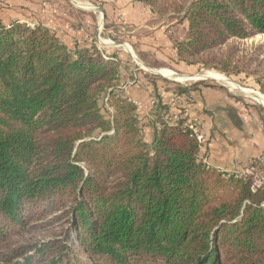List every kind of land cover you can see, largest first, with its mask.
<instances>
[{
    "label": "trees",
    "instance_id": "16d2710c",
    "mask_svg": "<svg viewBox=\"0 0 264 264\" xmlns=\"http://www.w3.org/2000/svg\"><path fill=\"white\" fill-rule=\"evenodd\" d=\"M134 1L186 23L176 63L251 75L264 94L263 48L236 44L264 36V0ZM121 67L94 42L0 22V264H264V166L259 186L209 166L155 79L146 141Z\"/></svg>",
    "mask_w": 264,
    "mask_h": 264
},
{
    "label": "rangeland",
    "instance_id": "374dc122",
    "mask_svg": "<svg viewBox=\"0 0 264 264\" xmlns=\"http://www.w3.org/2000/svg\"><path fill=\"white\" fill-rule=\"evenodd\" d=\"M79 4L87 5L88 7L84 8ZM75 5L85 10L79 9ZM103 5L107 4L102 0H0V22L4 25H9L18 21L30 28L38 25L43 26L48 28L50 32L54 33L70 48L79 46V42L82 43L81 46H91L94 42L101 52H116L122 60L119 88L127 92L136 86V91L138 90L145 97L141 101L137 100L134 102L138 108L139 117L142 116L143 138L148 141L151 132V121L153 119L151 118L150 121L148 118L150 117L149 112L153 110L152 102L155 98L153 97L154 90L151 86V79H155L159 87L158 94L171 105L172 116L176 119V116L180 114V110H184V114L188 116L192 130L201 144V154L205 156L204 161L206 163L211 140L204 125L203 114L198 103L199 100L196 101L194 99L196 98L194 92L191 94L190 102L179 100L175 98V89L177 85L184 88L198 83L207 85L199 86L198 88L222 89L228 98L238 105L248 123L253 125L255 132L251 134L250 142L253 143L255 140L257 142V136H261L262 151L247 166L244 164L245 166L242 165L237 171L227 172L219 170L232 174H241L248 171L245 174H247L246 176H253L254 185H261L263 181L262 168L255 167L254 161H259L264 166V106L249 97L230 91L227 84L220 82L218 79L206 80L205 78V80L201 81L188 80L180 83L172 79L167 80L168 78L165 79L161 75L163 73L181 78H192L211 74L230 82L242 90L251 91L260 100L264 101V94L259 91V86L256 84L254 77L251 75L246 76V74L226 76L201 65L176 63L174 48L178 41H182L186 37L185 22L177 24L169 16H160L152 13L143 5L148 11L143 10L140 14L141 22L143 23L142 28L134 30V28H130L126 24L119 13L114 15L108 13L110 16L105 19L107 11L103 10ZM96 9L102 12V21L101 14ZM150 12L152 17L149 15ZM145 14L146 17H144ZM146 26H156L155 36L154 33H149ZM132 31L133 33H131ZM236 44L241 56L250 55L254 53L255 48L259 45L264 50V36H256ZM125 48L130 56L126 53ZM257 68L256 62L251 66L249 72L256 71L255 69ZM158 70L161 75L156 74Z\"/></svg>",
    "mask_w": 264,
    "mask_h": 264
},
{
    "label": "crops",
    "instance_id": "0c3cea01",
    "mask_svg": "<svg viewBox=\"0 0 264 264\" xmlns=\"http://www.w3.org/2000/svg\"><path fill=\"white\" fill-rule=\"evenodd\" d=\"M102 1L107 4L103 5V10L107 11L105 19L109 18V14L119 13L130 28H134V30L142 28L143 23L141 22L140 14L146 8L141 3L132 0ZM149 15L152 17L151 12ZM144 17H146V14ZM146 28L151 34L156 31V26H146ZM78 44L79 46L82 45L80 42ZM123 93L133 102L141 101L145 98L141 92L136 91V86L127 92L123 90ZM194 93L196 97L194 99L196 101L199 100L198 103L203 114L204 125L211 140L207 152L208 165L227 172L237 171L244 164L247 166L262 151L261 136H257V142L256 140L253 143L250 142L251 134L255 132L253 125L248 123L238 105L228 98L222 89L200 87ZM149 113L150 117L148 120L152 118L153 112L150 111ZM151 132L148 140L151 138Z\"/></svg>",
    "mask_w": 264,
    "mask_h": 264
},
{
    "label": "bare ground",
    "instance_id": "6f19581e",
    "mask_svg": "<svg viewBox=\"0 0 264 264\" xmlns=\"http://www.w3.org/2000/svg\"><path fill=\"white\" fill-rule=\"evenodd\" d=\"M75 2V1H74ZM73 4H75V3H73ZM80 5V4H79ZM76 6V5H75ZM80 6H82V7H84V8H87L88 6L87 5H80ZM76 7H78L79 9H83V8H81V7H79V6H76ZM83 10H85V9H83ZM86 11H90V10H86ZM96 11L98 12V13H100L101 14V21H102V12L100 11V10H98V9H96ZM105 43H107V42H105ZM108 44V43H107ZM125 50H126V48H125ZM126 52H128V50H126ZM130 53V52H129ZM159 72V70L157 71V73ZM160 74V73H159ZM161 75V74H160ZM162 77H165V78H168V79H172V80H175V81H177V82H180V83H183V82H187L188 80H199V79H205L206 78V80H209V79H218L220 82H223V83H225V84H227V87L229 88V90L230 91H232V92H237V93H239V94H242V95H244V96H246V97H249V98H251V99H253V100H255V101H257V102H259L262 106H264V101H262V100H260L254 93H252L251 91H248V90H242V89H240L239 87H237V86H235V85H233V84H231L230 82H228V81H225V80H223L222 78H219V77H216V76H212L211 74H207V75H204V76H201V75H199V76H195V77H192V78H190V77H179V76H173L172 74H163L162 73V75H161Z\"/></svg>",
    "mask_w": 264,
    "mask_h": 264
},
{
    "label": "built area",
    "instance_id": "2783aa9c",
    "mask_svg": "<svg viewBox=\"0 0 264 264\" xmlns=\"http://www.w3.org/2000/svg\"><path fill=\"white\" fill-rule=\"evenodd\" d=\"M152 104H154V102H152ZM175 119V118H174ZM192 128V127H191ZM199 139H200V137H199ZM245 173H248V171H246ZM245 173H239V174H235L237 177H240V178H244V177H246V175L247 174H245Z\"/></svg>",
    "mask_w": 264,
    "mask_h": 264
},
{
    "label": "water",
    "instance_id": "95a60500",
    "mask_svg": "<svg viewBox=\"0 0 264 264\" xmlns=\"http://www.w3.org/2000/svg\"><path fill=\"white\" fill-rule=\"evenodd\" d=\"M157 75H160L159 73L156 72ZM164 78V77H163ZM166 79V78H165ZM167 80H171V79H167ZM200 81L201 80H205V79H199Z\"/></svg>",
    "mask_w": 264,
    "mask_h": 264
}]
</instances>
